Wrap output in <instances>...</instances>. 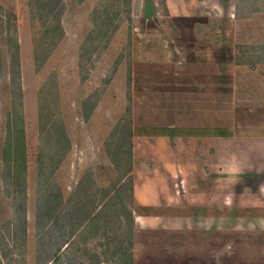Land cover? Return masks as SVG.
<instances>
[{
  "label": "rangeland",
  "instance_id": "374dc122",
  "mask_svg": "<svg viewBox=\"0 0 264 264\" xmlns=\"http://www.w3.org/2000/svg\"><path fill=\"white\" fill-rule=\"evenodd\" d=\"M239 5L0 0V264L255 262L263 216L152 194L171 136L264 131V0ZM18 116L21 180L3 157Z\"/></svg>",
  "mask_w": 264,
  "mask_h": 264
},
{
  "label": "crops",
  "instance_id": "0c3cea01",
  "mask_svg": "<svg viewBox=\"0 0 264 264\" xmlns=\"http://www.w3.org/2000/svg\"><path fill=\"white\" fill-rule=\"evenodd\" d=\"M244 1L229 0L226 6L224 0H176L178 9L196 10L197 14L212 8L236 9ZM218 137L222 138L211 144L216 145L212 149L210 138L198 141L188 137L182 138L183 143H177L174 141L176 137L171 136L167 151L162 153L168 161L163 163L162 156L154 154L155 168L168 175L157 181L152 194L162 191L158 200H164L167 199L163 196L165 185H170L169 197L170 192L181 186L185 195L175 196V200H185L191 195L188 207H176L181 210H191V207L195 210L198 206L201 215H212L214 210H218L216 215H219V210H230L240 215L250 212L264 217V131L239 132L229 138L221 134ZM255 247L259 250L251 254L250 259L255 260L253 264H264V242Z\"/></svg>",
  "mask_w": 264,
  "mask_h": 264
},
{
  "label": "trees",
  "instance_id": "16d2710c",
  "mask_svg": "<svg viewBox=\"0 0 264 264\" xmlns=\"http://www.w3.org/2000/svg\"><path fill=\"white\" fill-rule=\"evenodd\" d=\"M50 10L52 12V15H57L58 12L56 13V11L54 12V10ZM56 17L58 18V16ZM7 123V139L4 144L3 157L4 161L10 169L16 168V172L12 171V173H14L15 176L20 179L21 172L23 174H26V172L24 171H26L27 165L26 130L24 126V121L22 117L18 116L16 118H9ZM24 179L25 178H23V180ZM20 180L18 182L19 184L21 182ZM13 192L15 199H22L21 192L19 191V189H14ZM57 258V256L54 257L53 263L57 260ZM131 258L133 261L132 253Z\"/></svg>",
  "mask_w": 264,
  "mask_h": 264
},
{
  "label": "clouds",
  "instance_id": "9594fccd",
  "mask_svg": "<svg viewBox=\"0 0 264 264\" xmlns=\"http://www.w3.org/2000/svg\"><path fill=\"white\" fill-rule=\"evenodd\" d=\"M231 244H226L224 249L221 250L219 255H224L225 253L230 254Z\"/></svg>",
  "mask_w": 264,
  "mask_h": 264
}]
</instances>
